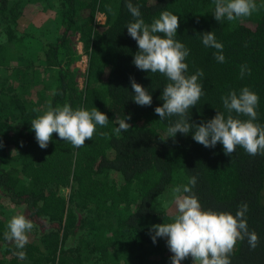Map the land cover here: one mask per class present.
Masks as SVG:
<instances>
[{"label": "trees", "instance_id": "16d2710c", "mask_svg": "<svg viewBox=\"0 0 264 264\" xmlns=\"http://www.w3.org/2000/svg\"><path fill=\"white\" fill-rule=\"evenodd\" d=\"M58 1V34L45 39L44 52L36 50L21 63L0 45V201L20 207L41 226V247L29 239L23 249L26 259L30 264H171L166 238L153 243L149 230L172 219L162 200L167 191L196 176L193 191L202 208L234 215L241 202L248 204V227L259 242L253 250L247 239L238 241L231 264H264V154L251 156L238 146L228 156L221 143L206 148L191 132L161 140L177 117L162 120L154 111L163 103L166 77L132 63L138 45L127 32L134 20L126 8L128 0ZM131 2L148 24L163 11L179 17L175 39L190 50L187 74L204 72L199 81L204 95L189 109L192 122L199 124L224 111L221 97L247 86L259 96L256 122L264 125V7L249 17L219 23L213 15L214 0ZM256 3L264 5V0ZM9 4L0 0V13L9 11ZM98 13L105 15L104 22H99ZM77 30L88 55L81 89L75 72H70L72 58L78 55L69 42ZM211 31L224 46L223 63L215 59V49L202 43L201 33ZM13 39L22 44L27 40L11 32L8 40ZM242 65L251 73L241 79ZM44 70L52 75L40 81ZM130 76L151 93V106L133 101ZM65 103L74 110L98 108L107 114L108 124L97 125L83 147H73L53 133L42 149L31 121L49 104ZM128 116L131 127L117 135L118 121ZM7 222L0 216V264H22L15 244L4 240ZM187 261L192 264L191 257L181 264Z\"/></svg>", "mask_w": 264, "mask_h": 264}, {"label": "clouds", "instance_id": "9594fccd", "mask_svg": "<svg viewBox=\"0 0 264 264\" xmlns=\"http://www.w3.org/2000/svg\"><path fill=\"white\" fill-rule=\"evenodd\" d=\"M214 5L213 15L219 23L249 17L264 7L258 6L256 0H214ZM126 8L134 18L127 24V32L138 45L132 63L141 71L162 74L168 81L160 96L163 103L155 107L154 111L162 120L170 117L177 119L169 124L166 136L160 139H175L177 133L188 135L191 132L194 141L206 148H214L217 143H221L228 156H232L238 146L251 156L264 154V125L256 122L258 94L247 86L241 88L239 93L230 90L221 97L224 111L217 110L215 116L199 124L192 122L189 109L196 106L204 95L199 82L204 72L198 69L191 75L187 74L188 64L185 61L190 50L175 39L179 17L163 11L148 24L142 18L139 6L131 0L126 3ZM201 34L203 45L216 50L214 56L217 62H225L224 46L216 39L215 33ZM250 73L246 65L241 66V79ZM130 82L134 92L133 101L139 106H151V93L134 77L130 76ZM129 119L130 116L118 121V127L114 129L117 135L131 127L127 122ZM108 121L107 114L98 108L89 111L81 107L74 110L68 103L56 107L49 104L42 114L31 121V128L42 149L47 148L53 133L58 134L61 140L70 142L73 147L80 148L86 140L92 139L97 125L104 127ZM100 134L107 135L103 132ZM196 184L197 177L192 176L187 183L173 186L170 189V203L173 205L171 221L153 224L149 230L153 243L158 237L166 238L167 247L172 253L171 264H181L189 257L192 264H231L230 257L237 242L245 239L254 250L259 237L255 231L249 230L246 215L248 204L241 202L234 215L231 212L204 209L193 191ZM168 203L165 202V207ZM34 226L33 221L24 214H15L7 222L3 237L5 241L15 244L18 259L27 258L23 249L29 242L28 234Z\"/></svg>", "mask_w": 264, "mask_h": 264}, {"label": "rangeland", "instance_id": "374dc122", "mask_svg": "<svg viewBox=\"0 0 264 264\" xmlns=\"http://www.w3.org/2000/svg\"><path fill=\"white\" fill-rule=\"evenodd\" d=\"M19 1V2H18ZM19 5H16V3ZM59 3L58 0H34L26 2L25 0H10L9 11L0 13V45L6 47V51L9 57L16 55L17 60L21 63L27 61L28 57H33L36 50L39 53L44 52L41 45L46 40H53L58 34L57 18L59 14L55 9V6ZM52 4V5H51ZM23 6V8H22ZM14 7V10L10 9ZM97 19L99 22L105 21V15L98 13ZM80 22H77L79 24ZM16 33V35H25L27 40L25 44L17 42L13 39L9 41L10 33ZM70 48L78 56L72 58L70 72H75V80L77 82L78 89H81L85 85L86 71L88 66V55L84 50L83 41L80 38V31L77 30L71 37L69 42ZM45 49V48H44ZM38 58L37 62L40 61ZM41 63V62H40ZM43 75L38 78L40 81H45L46 77H50L52 72L44 70ZM0 74H3L2 67L0 66ZM42 83V82H41ZM173 187V186H172ZM171 187V188H172ZM70 187H65V191L68 192ZM169 194V195H168ZM163 202L168 203V209L171 212L173 205L170 203V190L167 191V195L162 198ZM0 201V216L3 219L9 221V219L15 214H24L23 209L20 207H14V205L6 204ZM33 230L28 234L29 239H32L39 247L42 244L39 240V232L41 226L34 223ZM41 243V244H40ZM31 259H25L22 264H30ZM187 264H191L187 261Z\"/></svg>", "mask_w": 264, "mask_h": 264}]
</instances>
